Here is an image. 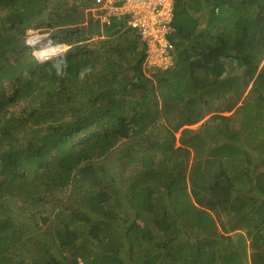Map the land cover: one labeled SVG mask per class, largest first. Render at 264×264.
<instances>
[{"label": "trees", "instance_id": "16d2710c", "mask_svg": "<svg viewBox=\"0 0 264 264\" xmlns=\"http://www.w3.org/2000/svg\"><path fill=\"white\" fill-rule=\"evenodd\" d=\"M94 2L0 0V264H264V0H177L175 66L154 80L122 22L102 38L86 13ZM59 26L54 38L70 49L39 61L27 31ZM253 80L260 108L238 112L262 171L243 168L249 149L232 117L202 124L224 136L214 146L216 136L187 128L227 94L240 99V82ZM123 140L139 145L117 159L137 165L129 199L108 163ZM192 151L201 158L188 176ZM70 187L71 203L48 200ZM10 197L50 204L62 223L54 238L21 231ZM212 212L232 219L219 227ZM120 220L129 224L123 232Z\"/></svg>", "mask_w": 264, "mask_h": 264}, {"label": "rangeland", "instance_id": "374dc122", "mask_svg": "<svg viewBox=\"0 0 264 264\" xmlns=\"http://www.w3.org/2000/svg\"><path fill=\"white\" fill-rule=\"evenodd\" d=\"M40 29H44V30L55 29V35L61 36L63 34L62 31L65 28L62 26H59L57 28L42 27ZM52 31H54V30H52ZM103 31H104V29H103ZM263 64L264 63L259 65L260 68H262L264 66ZM260 68H259V71H260ZM242 74H243L242 71L239 73V75H237L236 71L231 70V75H236V77H240V76H242ZM223 86H219V87H223ZM215 89H216V92H217V90H219L218 87H212L211 91H213ZM238 93H239V95H241L240 99L242 101L239 98H238V100H236L237 99L236 97L238 96L236 92L229 93L226 96H224L223 98H221L218 102L215 101L214 102L215 105L206 110V112L203 115V118L204 117L205 118L201 122H199L198 124H196L194 126H190L187 128H189L193 131H198L199 129H201L203 132H205V131L209 132V135L216 136V139L214 140L215 142H213V146H214V145H216V142L218 140H220V139L225 140L224 136H221V137L217 136L218 127L216 126L215 123H213V122L208 123L205 127V131L203 130V127L201 128L202 124L205 123L206 120L209 121L210 118L216 114L217 115H223L224 117H232V122H231L232 125L231 126H233V127L231 129L234 130L235 133L240 134L239 137L241 139H243V141L246 142V145L249 149L248 156H245V155L241 156L242 160L245 162V166H243V168L252 170L254 165H255L254 170L262 171V169H260V170L258 169V163H259L258 159H259L260 153H258L257 149L253 148L255 143H252L251 141L245 140V135H244V132L242 131V128H243L242 124H244V121H245L244 116L241 113L237 112L236 118H235V116H234L235 114H233V112H230V113L228 112L229 111L228 109L232 108V106L230 105V101H232L233 103H236L235 107L238 105L237 103H239L241 101L235 109H237V108L239 109V107L244 103V105L241 107V112H244V113H249L251 108H254L255 110L260 108L259 105L252 106L254 104V101L258 100L257 96L259 95V92H257L255 90V88L253 87V84L251 83L249 86H245V87L243 86V89H240ZM210 109H212L213 110L212 112L216 113V114L210 115L211 112H208V110H210ZM208 114L210 116H207ZM175 137H176L175 147L177 148V147L182 145V142L180 140L181 133H176ZM136 146H137L136 144H134V146L130 145V143L127 144V142H125V140H123L115 147V149L110 154V157L108 159V163H110L111 166L116 167L113 170V172L116 175V179H117L118 183L120 185H122V187L124 188L125 193L127 194L126 197H128V199L131 198L133 196V193L135 192V191H129L128 187H130L131 184L135 181V179H133L131 175H132V171L137 169L136 168L137 165L135 166L133 164L130 166H124V164L117 163V159L120 157V154L126 149V147L134 148L137 151V149H139V145L137 147ZM139 151H140V153H142L141 150H139ZM261 154L264 155L263 153H261ZM122 157H123V155H122ZM135 157L136 156H134V158ZM245 157H250L249 160H251V162L248 163L247 160L245 159ZM200 158H201L200 154L197 155L196 151H193L191 159H190V163H194V162L198 161ZM190 163H189V166H190ZM237 164H238V161H234L233 167ZM233 167H230V169H228L226 171V174H229L230 178H234V174L231 173V170ZM224 168H225V165H224ZM187 175L190 176V170L189 169L187 170ZM74 193H75V191L72 189V187H70L68 190H66V195H67L66 198H63L62 195H55V197H49L48 200H51L54 203L55 199L57 197H59L58 199H61L62 204L63 203L69 204V203H71L69 198H70V196H74ZM22 199L23 198L17 199L15 197H10V199L7 198V200H6L12 207L10 211L7 210V212L9 211L8 215H11L12 218H13V216H14V218H16L17 224L19 225V229H21V231L27 230L28 233H33V235H36V236H38L40 234H44L46 237L42 238L43 242H45L44 240H46L48 238L50 240L52 238H54L55 228L58 226H61L62 223L59 222L60 219L57 218V216H55L54 212H52V215L50 214V206L51 205L47 204L46 208H41L39 206H31L30 204L23 202ZM30 202H31V200L29 201V203ZM57 203H58V201H57ZM127 204H129V203L127 202ZM128 207H129V205H128ZM55 211H58V209H55ZM67 213H69V212H67ZM212 214H213V216L217 222V225L219 227H221L222 222L224 223V221H225V223H226L227 221L229 222L232 219V216H229V215L228 216L223 215V214L219 215V214H216L215 212H212ZM64 218H65V222L68 223V221H69L68 217H64ZM121 222H123V221H121ZM79 224H80V222H79ZM116 224H117V221H116ZM116 224H115V226H116ZM128 225H129L128 223L123 222V224H121L120 232H123V230L126 227H128ZM82 229H83V231H85V230L88 231V226H85ZM120 232H118V234ZM40 245H42L41 240H40ZM78 245H80V243ZM38 254H39V256H41V252H38ZM32 256H33V254L31 252L27 253L25 255V257H32ZM93 256H94V253H92V257ZM68 257H69V255H68ZM80 264H83V262L81 260H80Z\"/></svg>", "mask_w": 264, "mask_h": 264}, {"label": "clouds", "instance_id": "9594fccd", "mask_svg": "<svg viewBox=\"0 0 264 264\" xmlns=\"http://www.w3.org/2000/svg\"><path fill=\"white\" fill-rule=\"evenodd\" d=\"M176 1L177 0H173V4H172V19H171L170 23L168 24V30H167L168 32H167V35L165 37L166 42H162V43L157 44V47L160 48V46L163 43H167V44L162 45V47L158 50L155 49L156 47L150 48L148 42L144 40L140 31L133 27V24H132L133 23V16L132 15L118 16V15L113 14L112 12H110L107 9H101V8L98 11H94V9L96 8V6H95L96 0L94 2V5L90 6L89 7L90 9L89 8L87 9V13L89 12L92 15V17L94 18V20L100 23V25L104 29L105 33H107L109 31V30H107L108 28H111L113 26V23L115 20H116V23H118V24L120 22H122L123 26H119V27L124 28L125 31L130 29L131 32L137 36V37L135 36V38L137 40V52H142L143 50H145V60L142 64L143 74L148 79L154 80L155 75H159L160 73L167 72V70L172 69L175 66V57L173 56L174 46H173L171 40L169 39V36L174 32L172 23L174 22V17H175ZM216 12H218V10H216ZM122 18L126 19V23H124L122 21ZM203 23H205V22L203 21ZM30 31H38L41 34L45 35V37L40 42H38L36 44H30V43H28V33ZM53 32L55 33V31L47 30V29L46 30H44V29H31V30L27 31V33H26L27 45L32 50V54L41 62L61 57L70 49V47L67 44L58 42L54 38ZM105 37H106V35L103 34L102 38H105ZM49 43H53L54 47L49 48ZM57 45H60L61 48H64L63 53H60V54L56 53V47L55 46H57ZM54 53H56L57 55H54ZM81 75L83 76V73ZM254 80L251 82L252 84H253ZM240 85L242 88L243 87L242 82H240ZM249 85H247V86H249ZM253 87H254V84H253ZM241 88L239 87V90ZM152 90H153V85H151V87H150L151 92H152ZM239 103H237V104L239 105ZM243 105H244V103L239 107V109ZM237 109H233V110L228 111V112L229 113L233 112V114H235L234 116L236 118V113L239 110V109L238 110ZM210 112H211L210 115L216 114V113H213L212 111H210ZM210 115L208 114L207 116H210ZM214 116H217V114L213 115L210 119H212ZM218 116H223V115H218ZM205 122H207V120Z\"/></svg>", "mask_w": 264, "mask_h": 264}, {"label": "built area", "instance_id": "2783aa9c", "mask_svg": "<svg viewBox=\"0 0 264 264\" xmlns=\"http://www.w3.org/2000/svg\"><path fill=\"white\" fill-rule=\"evenodd\" d=\"M173 0H96L94 11L107 9L115 15H132L133 27L138 29L149 47L160 49L157 44L166 42L168 24L172 19ZM45 35L38 31L28 33V43L36 44ZM53 43H49V48H53ZM56 53L64 52L60 45L55 46ZM54 53V55H57Z\"/></svg>", "mask_w": 264, "mask_h": 264}, {"label": "crops", "instance_id": "0c3cea01", "mask_svg": "<svg viewBox=\"0 0 264 264\" xmlns=\"http://www.w3.org/2000/svg\"><path fill=\"white\" fill-rule=\"evenodd\" d=\"M86 13H87V12H86ZM84 25H85V24H84ZM103 34H105V31H103V28H102V35H103ZM192 153H193V151H192ZM191 166H192V163H190L189 170H190Z\"/></svg>", "mask_w": 264, "mask_h": 264}]
</instances>
